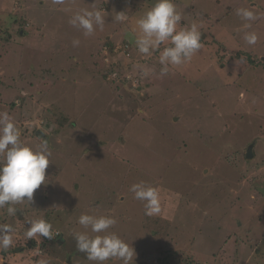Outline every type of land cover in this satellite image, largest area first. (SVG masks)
I'll return each mask as SVG.
<instances>
[{
  "label": "rangeland",
  "instance_id": "1",
  "mask_svg": "<svg viewBox=\"0 0 264 264\" xmlns=\"http://www.w3.org/2000/svg\"><path fill=\"white\" fill-rule=\"evenodd\" d=\"M155 2L66 0L60 6L52 0H0V112L13 118L26 145L47 139L52 153L48 184L26 204L28 212L18 208L10 217L0 209V223L14 228V245L0 251V264H39L41 259L93 264L77 251L73 238V230H82L77 220L83 213L114 216L118 222L110 231L134 245V264H160L145 253L158 247L179 261L192 239L199 241L193 248L207 251L236 227L250 236L254 230L256 236L249 209L247 219L240 209L264 213V164L255 165L264 158V66L243 74L241 92L233 84L212 93L205 86L201 93L196 72L186 64L160 75L159 53L143 56L135 45L136 20ZM174 2L183 14L181 25H190L193 7L199 5ZM93 7L104 9L106 23L85 36L69 19ZM241 7L260 14L250 32L261 45L252 48L264 54V0H246ZM119 12L127 14V21H115ZM74 39L79 46L73 47ZM250 145L252 158L246 161L242 155ZM142 181L160 194L158 215H145L143 203L130 191ZM39 218L50 221L62 239L45 246L42 238L27 240V220ZM214 219L216 224L222 220L223 232L216 231ZM155 227L163 237L156 236ZM255 236L246 238L251 249L243 257L235 246L225 256L202 255L210 261L191 252V262L246 264L262 241ZM250 264H264V254Z\"/></svg>",
  "mask_w": 264,
  "mask_h": 264
},
{
  "label": "clouds",
  "instance_id": "2",
  "mask_svg": "<svg viewBox=\"0 0 264 264\" xmlns=\"http://www.w3.org/2000/svg\"><path fill=\"white\" fill-rule=\"evenodd\" d=\"M54 5L63 6L66 0H52ZM254 7V6H253ZM105 11L93 7L83 8L73 13L69 24L92 36L97 29L105 25ZM235 14L245 21V28H251V22L260 18V14L252 7H241ZM117 22H125V12L116 13ZM183 14L178 11L174 0H156L154 5L136 20L138 32L135 38L137 51L150 57L159 53L160 75H167L170 67L179 68L189 63L203 47L201 25L193 21L189 26L181 27ZM244 40L248 45H255L258 36L255 32H246ZM170 46H164L165 43ZM80 41L74 39L73 47ZM243 59V58H241ZM147 76L148 72L144 71ZM21 131L7 112H0V209L8 216H16L17 205L30 206L34 201L35 192L41 185L48 184L46 169L52 155L47 139L39 145L31 147L21 139ZM130 191L134 199L143 203L145 215H158L161 211L160 194L156 187L146 182L135 183ZM30 227L24 233L27 240L35 238L54 239L56 230L53 224L44 218L29 219ZM114 216L83 213L77 223L82 230H73V238L77 251L84 253L93 264H108L119 261L120 264H134L135 249L117 232L110 231L117 224ZM14 228L11 224L0 223V251H8L14 245ZM39 264H50L49 260L41 259Z\"/></svg>",
  "mask_w": 264,
  "mask_h": 264
},
{
  "label": "trees",
  "instance_id": "3",
  "mask_svg": "<svg viewBox=\"0 0 264 264\" xmlns=\"http://www.w3.org/2000/svg\"><path fill=\"white\" fill-rule=\"evenodd\" d=\"M193 1L199 6L197 7V5H195L196 7H193L197 9L193 11V14H191L190 23H192L193 21H196L201 25L200 31L202 33L203 47L192 58V60L186 65L188 68L192 66L191 68L196 72L194 78L195 80H198V82L200 83V86H199L200 92L206 93L205 86H207L209 91L212 93L213 91L216 90L217 87L221 86V87L228 88L230 87V85H233V84L236 85L237 87H240L239 91L241 92L242 87H246L243 74L246 73V74L253 75V72L258 73L259 67L264 66V54L257 53L255 49L252 48L254 45H248L244 40L245 33L250 32V29L254 26L256 21L251 22V28H245L244 24L246 22L242 21L241 18H239L235 14V10L237 8H240L246 0H211L210 2H208L207 0H193ZM184 2L185 1L181 2V5ZM232 16L237 17L235 21H233L230 18ZM181 27L183 26L181 25ZM204 37H206L207 40L204 39ZM263 43L264 42H262L261 44ZM256 45L258 47L261 46L259 43H256ZM164 46L165 45H163L162 47ZM207 53L209 54V58L206 55ZM100 54L101 53H99V56ZM157 54L158 52L154 53L155 56H157ZM129 60H132L131 55H130ZM132 61H134V59ZM262 72H264V70ZM241 78H242V81L240 80ZM137 80H140L139 83L143 84V81L142 79H140V77H137ZM151 83L154 84L155 82L152 80ZM156 85L158 86V83H156ZM135 88L137 87H134V89ZM95 121L93 122L95 123ZM61 126L64 127V125H61ZM258 133L259 132H257L256 134L253 133L252 137L256 139ZM242 156H243V159L246 161L252 158V156L247 157L245 153ZM261 163L264 164V158L262 160H259V163L256 162L255 165H259ZM234 201L235 199L232 200V202ZM17 207L23 208L24 209L23 211H26V212H28L29 210L27 209L26 204L17 205ZM246 209H249L248 212L250 213L249 214L250 223L254 222L255 223L254 229L255 228L257 229L256 236H255L254 230L251 233L253 234L252 236L261 237L262 239V241L254 245L253 253H250V258L246 263V264H250V261L252 263L258 260L259 258H261L262 255L264 254V226H260L261 223H264V220L260 218L261 216L264 215V213L263 215L262 213H260L259 215L253 209L243 206L242 209L240 210H241V216L244 217L245 219L248 218V213ZM8 218L9 217H7V219ZM18 218L23 219V216L19 214ZM215 219L213 220L214 221L213 225L215 226L216 229H218L216 231L223 232L222 220L220 219L221 222L216 224ZM155 228H154V231H155ZM144 232H143L144 235H149L147 230H145ZM155 233H157L156 236L163 237L162 235H160V233H158V229L157 231H155ZM248 234H249V231L246 232L245 230H242L238 227L234 228L233 230L231 229L227 232H223L222 238L218 240V242H215V244L207 251L197 250L196 248H193L197 246L199 241L196 242V239L189 240L188 243L190 244V246H188V250H187L188 253L186 252L184 253V255L180 253V257H176L177 259H179V261L176 260L175 257H172L171 259H169L168 254L172 253V251H169L168 253L167 251H165L164 247L155 248L154 250L156 252H154L153 250L146 249L147 251L145 253H152V255L158 259L160 264H200L199 262L195 260H194L195 262H191L193 260L191 257V252L195 254L196 256L211 255V254H217L218 256H225V254H230L231 252H234L232 251V249L236 246L238 253L240 254L241 257H243L246 255L244 250L247 248L250 251L251 249L250 248L251 246L249 247V241H247L246 238L247 237L250 238L252 236ZM120 236L124 239L123 234H120ZM170 236L173 237L172 235ZM41 238H42L41 243L43 244V246H45L46 243H49V244L54 243V241H57L58 238L62 239V236L60 232L56 231L54 239L52 240H48L47 238H44V237H41ZM145 244L148 245V247H150L149 244L147 243ZM57 245L59 246L60 242L59 243L57 242ZM131 246H134V245L131 244ZM140 248L142 247L140 246ZM199 248L201 247L199 246ZM168 249H170V247H168ZM193 250H197V252ZM200 251L205 252V253H201ZM256 255L258 256L256 257ZM203 260L210 261L209 259L205 257H203Z\"/></svg>",
  "mask_w": 264,
  "mask_h": 264
},
{
  "label": "water",
  "instance_id": "4",
  "mask_svg": "<svg viewBox=\"0 0 264 264\" xmlns=\"http://www.w3.org/2000/svg\"><path fill=\"white\" fill-rule=\"evenodd\" d=\"M251 149H252V145H250L248 150H247V153H246L247 157H250L252 155Z\"/></svg>",
  "mask_w": 264,
  "mask_h": 264
},
{
  "label": "crops",
  "instance_id": "5",
  "mask_svg": "<svg viewBox=\"0 0 264 264\" xmlns=\"http://www.w3.org/2000/svg\"><path fill=\"white\" fill-rule=\"evenodd\" d=\"M15 5H16V3H15ZM8 6H11L10 9L12 10V12H13V14H14V11H13V9L15 8V7H14V4H13L12 2H10V4H9ZM8 13H9V12H8Z\"/></svg>",
  "mask_w": 264,
  "mask_h": 264
}]
</instances>
